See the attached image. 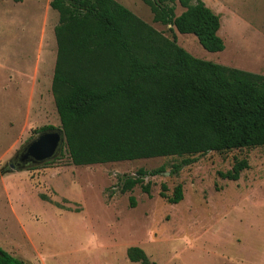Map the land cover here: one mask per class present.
<instances>
[{"label": "rangeland", "instance_id": "374dc122", "mask_svg": "<svg viewBox=\"0 0 264 264\" xmlns=\"http://www.w3.org/2000/svg\"><path fill=\"white\" fill-rule=\"evenodd\" d=\"M115 1L193 57L264 76V0H202L220 16L217 53L155 23L140 0ZM50 2L0 0V248L27 264H138L127 259L130 247L156 264H264V147L74 166L63 146L49 162L9 168L41 128L61 129ZM183 159L194 162L174 173ZM242 160L248 168L237 181L218 175ZM159 168L144 178L149 196L139 186L121 191V178ZM162 185L167 198L181 185L183 199L169 203Z\"/></svg>", "mask_w": 264, "mask_h": 264}, {"label": "trees", "instance_id": "16d2710c", "mask_svg": "<svg viewBox=\"0 0 264 264\" xmlns=\"http://www.w3.org/2000/svg\"><path fill=\"white\" fill-rule=\"evenodd\" d=\"M19 1V0H14ZM153 21L170 32L196 37L211 53L222 52L220 16L202 0H140ZM58 14L51 92L74 166L264 147V76L193 57L115 0H51ZM183 11L176 15V6ZM54 130L52 126L41 128ZM183 159L174 166L193 163ZM247 161L218 175L237 181ZM163 168L139 169L120 179L121 191L139 186ZM161 186L160 197L167 198ZM43 201H48L40 196ZM171 204L183 199L177 185ZM130 207L135 201L129 199ZM60 209L64 207L55 204ZM132 263L151 262L139 247ZM0 264H27L0 248Z\"/></svg>", "mask_w": 264, "mask_h": 264}, {"label": "water", "instance_id": "95a60500", "mask_svg": "<svg viewBox=\"0 0 264 264\" xmlns=\"http://www.w3.org/2000/svg\"><path fill=\"white\" fill-rule=\"evenodd\" d=\"M64 144L65 136L61 129L41 131L16 153L9 168L22 170L49 162L61 153Z\"/></svg>", "mask_w": 264, "mask_h": 264}]
</instances>
